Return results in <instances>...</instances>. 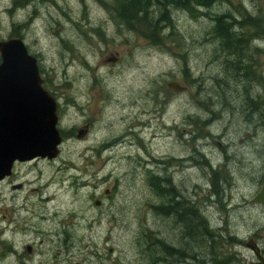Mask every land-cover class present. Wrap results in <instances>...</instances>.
<instances>
[{
  "label": "rangeland",
  "instance_id": "374dc122",
  "mask_svg": "<svg viewBox=\"0 0 264 264\" xmlns=\"http://www.w3.org/2000/svg\"><path fill=\"white\" fill-rule=\"evenodd\" d=\"M111 1L30 0L11 13V0H0V38L13 25L25 27L42 86L61 104L58 127L68 132L74 124L84 128V118L95 121L77 140L63 134L54 162L17 165L15 176L0 182V264H177L180 254L165 253L156 236L167 251L204 258L216 240L218 264L254 262L247 243L254 239L264 250V205L252 201L264 184V131L257 127L252 136L247 97L258 80L217 56L220 43L210 30L217 15H253L250 26L234 24L233 37L260 34V50L247 40L244 54L235 48L230 61L247 66L245 58L253 57L252 71L264 76V0L176 12L174 29H163L160 39L114 21L104 5ZM171 81L186 91L174 93L166 87ZM257 93L254 86L253 99ZM76 104L85 117L76 119ZM254 116H264L263 105ZM148 171L169 176L180 196L160 199L147 185ZM180 197L189 202L179 213L198 210L193 225L204 217L211 235L197 237L198 228L178 221L185 216L172 219L157 209L174 207Z\"/></svg>",
  "mask_w": 264,
  "mask_h": 264
},
{
  "label": "water",
  "instance_id": "95a60500",
  "mask_svg": "<svg viewBox=\"0 0 264 264\" xmlns=\"http://www.w3.org/2000/svg\"><path fill=\"white\" fill-rule=\"evenodd\" d=\"M0 180L11 173L15 161L59 156L56 101L42 86L37 59L21 39L0 42ZM175 92L186 90L176 81L167 83ZM264 205V185L252 200ZM247 248L261 260L252 241Z\"/></svg>",
  "mask_w": 264,
  "mask_h": 264
},
{
  "label": "trees",
  "instance_id": "16d2710c",
  "mask_svg": "<svg viewBox=\"0 0 264 264\" xmlns=\"http://www.w3.org/2000/svg\"><path fill=\"white\" fill-rule=\"evenodd\" d=\"M230 0H112L110 3H104V5L111 9V15L114 17H117V19H114V21H117L119 24L123 25H129L130 28H134L136 31H138L141 35H148V36H155L160 39V35L162 36L161 32L163 29L169 28L174 29V18L173 14L176 12H189L191 15H197L195 12H202V9H206L207 11L210 10V8L214 5V3L220 2V3H227ZM25 0L21 1L19 0L16 5L19 7H23ZM213 27L210 30L213 36L211 41L213 43H217V41L220 43V46L218 49L215 50L217 53V56H220L223 58L224 63L231 66L230 68H233V63L230 60H233L235 58V52L234 49L236 48L238 50V54L242 55L245 52L246 47L248 46L247 40L243 41L241 39L235 40L233 37V15L231 14H223L220 16L213 17ZM96 33L101 35L100 33L101 28L94 29ZM243 37V36H241ZM156 44L155 42H153ZM242 46V47H241ZM243 60V59H242ZM246 60V58H245ZM255 62L253 61V66ZM250 65V67H252ZM235 71L243 73H247L249 69H247V66H242L240 62H237L234 64ZM239 70H237V68ZM250 73V71H249ZM245 76V75H244ZM198 124V120H194V124ZM223 179H228V176L225 174H222ZM146 182L149 188H152L155 194L160 199H167L174 200V194H177L180 196V194L177 193V191L170 186L171 180L169 176L163 177L160 174H153L151 171H148L146 176ZM168 186L166 187L165 185ZM170 187V188H169ZM189 202L188 199L185 200V203ZM183 204V198L180 197L178 201H174V209H176L175 217L181 218L185 216V218H189L185 220L180 219L179 222L189 223L191 229L198 228L199 233H196L197 237H201L200 235H207L208 233L211 235L209 231V226H207V223L201 220H197V222L193 225V220L199 218V214L196 213L197 211H194V209H186L187 211H184V213H179V206ZM168 205L163 204L157 209H161L160 212H162L163 215L170 213ZM174 213V212H173ZM178 214V215H177ZM202 216V215H201ZM189 229V230H191ZM201 233V234H200ZM156 238L160 239L158 241H154L155 245H160L162 249L165 251V253L169 254L171 252L167 251L168 247L166 248V242L161 241V238L156 236ZM217 242V241H215ZM215 242H211V248H212V255L218 254L220 255V246L218 247L219 250L216 249ZM165 244V245H164ZM153 244L151 245V247ZM224 257V254H223Z\"/></svg>",
  "mask_w": 264,
  "mask_h": 264
},
{
  "label": "flooded vegetation",
  "instance_id": "af4514ba",
  "mask_svg": "<svg viewBox=\"0 0 264 264\" xmlns=\"http://www.w3.org/2000/svg\"><path fill=\"white\" fill-rule=\"evenodd\" d=\"M26 2H24V5H23V7H27L29 4H30V0H25ZM41 1V0H40ZM16 3H17V0H11V3H10V7L8 8V11L9 12H11V13H13L14 11H16V9H18L19 8V6H17L16 5ZM247 10V9H246ZM244 11V13L243 12H241L243 15H246L244 18H241V19H238V17H234L233 18V26H234V24L235 23H243V22H246V23H249L247 26H250V24H251V21L253 20V17L251 16V15H248V13H246V11L245 10H243ZM34 13H35V11H34ZM248 15V16H247ZM249 18V19H248ZM243 19H245V21H243ZM22 27V31H24L25 30V27L23 26V25H21V24H18V25H13V29L10 31V33L8 34V36L7 37H3V38H0V42H2V41H7L8 39H21V40H23V34H22V32H21V30H20V28ZM235 27H233V29H234ZM250 28H252V27H250ZM237 28H235L234 30L235 31H237L236 30ZM242 29V28H241ZM241 40H243V41H245V40H248L250 43L252 42V39H254L255 41H257V44H258V46H257V48L259 49V47H261V45L262 44H260V42H263V38H262V36L259 34V36H256V38H251V39H248V38H246L245 36L244 37H239ZM24 41V40H23ZM25 43V42H24ZM26 45V44H25ZM26 47H27V45H26ZM27 49H28V52L31 54V55H34V57L37 59L36 61H37V66H38V69H39V74H40V76H41V69H40V66H39V63H38V58H37V56H36V54H33V53H31L30 51H29V47H27ZM257 49V50H258ZM260 50V49H259ZM263 53H264V50H263ZM253 57H252V59H248L247 60V57H246V60H245V62L247 63V69H249L248 71H247V73H244V75L245 74H247V76L245 77V78H250V80L251 79H254V80H258V84H252V81H251V84H250V87H251V91H250V96H249V98L247 97V101L249 102V109H250V112H249V118H248V120L251 122V125L253 124L254 126H252L253 127V129H252V136H255V134H256V128L257 127H259L261 130H263L264 131V116H262V117H260V118H258L259 120H257L256 118H255V112L256 111H258L259 109H260V105H263L264 106V76H263V74H262V76H257L253 71H252V67H253ZM251 60V61H250ZM1 62H2V60H1V57H0V64H1ZM254 62H255V60H254ZM256 64V63H255ZM250 65H252V67H250ZM233 68H235L234 67V64H233ZM249 71H250V73H249ZM43 82V81H42ZM167 85V84H166ZM44 86V85H43ZM254 86L257 88V90H258V93H257V95H256V97L253 99V97L251 96V92H252V90H253V88H254ZM167 87V86H166ZM247 87H249V84H248V86ZM171 90V89H170ZM174 93H180V92H175L174 90H172ZM183 92H185V91H182V93ZM53 97V96H52ZM57 99V101H58V106H56V114H57V117H58V122H57V125H56V127H57V130L59 131V134H60V137H61V140H62V142H61V144L62 143H64L65 142V140H67L66 139V137H64V135L63 134H65V135H71V137H73L75 140H77V138H81V137H83L84 135H87L88 134V131H89V128H91V126H93L94 125V123H95V121L94 120H90L89 118H84V120H83V122H82V124L84 125V128H80V129H78L79 127L76 125V124H74V126L68 131V132H66V131H62L58 126L60 125V122H61V117H62V110H61V108H60V101H59V99L58 98H56ZM57 104V103H56ZM74 107H78V111H79V113H81V114H74L75 115V117H76V119L77 118H83V117H85L86 116V113L84 112V109H83V107L82 106H78L77 104L74 106ZM129 120H130V117H127V119H126V122H125V127H126V129L129 131V133L130 134H133V135H135L132 131H133V127H131V126H128L127 125V123L129 122ZM210 120H211V118H210ZM210 120L209 121H205V122H208V123H210ZM81 124V125H82ZM136 125H137V121H136V124H135V127H136ZM263 126V127H262ZM123 138V137H122ZM121 138V139H122ZM223 156L227 159V158H230L231 156H229L228 154H227V152L226 151H224L223 152ZM37 160H43V161H45V162H47V163H50V162H54L55 161V159H47V158H34V159H32V160H29V161H15L14 163H13V165H12V168H11V173L9 174V175H7L6 177H4L2 180H0V182H2V181H7L8 179H9V181H10V179L11 178H13L14 176H15V173H14V168L17 166V165H23V164H28V163H30V162H32V161H37ZM88 162L86 163V167L87 166H90V165H92V162H91V160H87ZM29 165V164H28ZM221 166H223L224 168L227 166V161H226V164L225 165H223V164H221ZM221 166H217V167H221ZM224 171H225V169H224ZM15 181H17V179H15L13 182H15ZM11 188H12V190L13 189H21L22 188V183H18V184H14V183H11ZM264 185V184H263ZM106 194H108L109 193V190H106V192H105ZM185 200L186 199H183V202L185 203ZM99 203H100V201H96L95 202V205L96 206H98L99 205ZM174 203V202H173ZM170 205H173V204H170ZM174 206V205H173ZM169 210H170V213H168V214H170V217L172 218V219H174L175 218V209H174V207H170L169 206ZM185 211V210H184ZM174 212V213H173ZM201 221L203 222H205V223H207V226H209V223H208V221H206V219L203 217V219H201ZM184 223V222H183ZM210 227V226H209ZM211 228H209V230H210ZM183 234V233H182ZM216 235V234H215ZM215 235H214V237H215ZM210 236V235H209ZM216 237H217V239H218V237H219V235H216ZM158 240H160V239H158V238H156V241H158ZM220 240V239H219ZM216 240H213V242H215ZM250 241H252V242H254L255 244H256V246L258 247V249H259V252H260V257H261V260L260 259H258L255 255H254V253L252 252V255H253V257H254V259H255V261L254 262H251L250 264H264V250H262V249H260V247L258 246V243L257 242H255L254 241V239H251ZM264 241V240H263ZM167 246H168V244H167ZM215 246H216V249L217 250H219L218 249V242H215ZM210 248H211V244H210ZM173 248H169V252H171V254H180L177 258H176V260H177V264H196V262H198L199 264L200 263H203V264H218L220 261H221V256L220 255H218V254H216V252H215V254L214 255H212V253H211V255H209L208 253H205V257L204 258H200V253L199 252H174L173 250H172ZM212 249V248H211ZM27 250V249H26ZM176 260H175V262H176ZM260 262V263H259ZM232 263H233V259H232Z\"/></svg>",
  "mask_w": 264,
  "mask_h": 264
},
{
  "label": "bare ground",
  "instance_id": "6f19581e",
  "mask_svg": "<svg viewBox=\"0 0 264 264\" xmlns=\"http://www.w3.org/2000/svg\"><path fill=\"white\" fill-rule=\"evenodd\" d=\"M23 41V40H22ZM23 43H24V41H23ZM24 45H25V43H24ZM25 47H26V45H25ZM26 49H27V47H26ZM27 51H28V49H27ZM29 53V52H28ZM30 54V53H29ZM31 55V54H30ZM32 56H34V55H32Z\"/></svg>",
  "mask_w": 264,
  "mask_h": 264
}]
</instances>
